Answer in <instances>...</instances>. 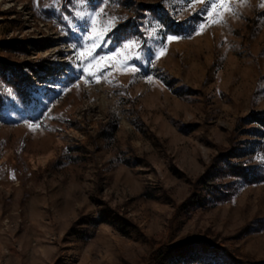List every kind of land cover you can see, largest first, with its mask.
Instances as JSON below:
<instances>
[{
    "label": "rangeland",
    "instance_id": "1",
    "mask_svg": "<svg viewBox=\"0 0 264 264\" xmlns=\"http://www.w3.org/2000/svg\"><path fill=\"white\" fill-rule=\"evenodd\" d=\"M210 2L0 0V264H264V160L221 172L264 111V0Z\"/></svg>",
    "mask_w": 264,
    "mask_h": 264
},
{
    "label": "trees",
    "instance_id": "2",
    "mask_svg": "<svg viewBox=\"0 0 264 264\" xmlns=\"http://www.w3.org/2000/svg\"><path fill=\"white\" fill-rule=\"evenodd\" d=\"M145 9L146 8H141L140 10L144 11ZM10 78L14 79L15 78L14 74H12ZM245 124L252 126L248 130H244V132H242V136L244 135L252 139V141L246 143V146H249V149L246 148V149L238 150L235 156L236 157L235 163L230 162L228 160L227 161L224 160L222 165L223 169L221 172L228 178L249 182L252 179H254L258 169L250 165V163H246L242 161H246L248 157H252L253 155H258L262 157L264 160V111L257 113H250L245 119ZM218 174L216 173L214 174V176L208 177L207 182L213 184V178L218 176ZM165 253H166V249L162 251V256ZM191 263L211 264L210 262H205V261L191 262Z\"/></svg>",
    "mask_w": 264,
    "mask_h": 264
},
{
    "label": "snow or ice",
    "instance_id": "3",
    "mask_svg": "<svg viewBox=\"0 0 264 264\" xmlns=\"http://www.w3.org/2000/svg\"><path fill=\"white\" fill-rule=\"evenodd\" d=\"M261 6L264 7V5H261ZM208 7H210L213 11H208ZM219 9H223L225 11L223 13H221V12L217 11ZM205 12H206V17L207 16H213V15L218 16L219 18L218 19H214L213 23H218V24H221V25H225L227 23V20H226V16L227 15L238 16V12L236 11V9H234L231 6L230 3H226L225 0H218V2H210V4L208 6H206V8H205ZM199 27H200L201 30H203L204 29V22H202L199 25ZM177 39H179V37H176V36H168L167 37V40H169V41H173V40H177ZM124 48H128V45L125 44ZM89 56H91V53H89ZM100 59H104V58L101 57ZM136 59H139V57H137ZM83 71L85 73H87L88 76H93L94 75V73H91V72L88 71L87 67H85L83 69ZM138 71H139L138 68H136V67L132 68V72L133 73H136ZM148 79L150 81L151 77H149ZM85 82L87 83L88 81L85 80ZM97 82H99V79H97ZM29 127L31 128V127H33V125L29 124Z\"/></svg>",
    "mask_w": 264,
    "mask_h": 264
}]
</instances>
